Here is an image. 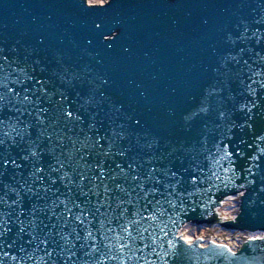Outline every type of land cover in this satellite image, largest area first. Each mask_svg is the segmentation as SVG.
Listing matches in <instances>:
<instances>
[{
	"label": "water",
	"instance_id": "1",
	"mask_svg": "<svg viewBox=\"0 0 264 264\" xmlns=\"http://www.w3.org/2000/svg\"><path fill=\"white\" fill-rule=\"evenodd\" d=\"M0 264H264V0H0Z\"/></svg>",
	"mask_w": 264,
	"mask_h": 264
},
{
	"label": "rangeland",
	"instance_id": "2",
	"mask_svg": "<svg viewBox=\"0 0 264 264\" xmlns=\"http://www.w3.org/2000/svg\"><path fill=\"white\" fill-rule=\"evenodd\" d=\"M97 1V0H93ZM99 1V0H98ZM239 197L233 196L232 199L227 200L223 206L221 207V214L230 219L235 217V215L238 212V203L237 201ZM184 237L186 238H196L198 237H204L206 240L212 239L213 237H225V238H230L231 236L237 238L238 240L243 239L244 236H248L250 233H245V232H234V233H229L226 230H224L221 227L218 226H206L203 228H198L196 226H193L191 224L187 225V227L183 228L181 231ZM235 242H237L235 240Z\"/></svg>",
	"mask_w": 264,
	"mask_h": 264
},
{
	"label": "bare ground",
	"instance_id": "3",
	"mask_svg": "<svg viewBox=\"0 0 264 264\" xmlns=\"http://www.w3.org/2000/svg\"><path fill=\"white\" fill-rule=\"evenodd\" d=\"M102 1H103V0H102ZM186 227H187V226H186ZM252 235H253V236H257V235H258V236H262V233L251 234V236H252ZM187 239H188V240H191V239H193V237H192V238H191V237H190V238L188 237Z\"/></svg>",
	"mask_w": 264,
	"mask_h": 264
},
{
	"label": "snow or ice",
	"instance_id": "4",
	"mask_svg": "<svg viewBox=\"0 0 264 264\" xmlns=\"http://www.w3.org/2000/svg\"><path fill=\"white\" fill-rule=\"evenodd\" d=\"M67 115H68V116H71L72 113H71V112H68ZM40 171H43V169H40Z\"/></svg>",
	"mask_w": 264,
	"mask_h": 264
}]
</instances>
